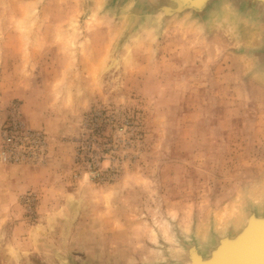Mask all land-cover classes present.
Returning <instances> with one entry per match:
<instances>
[{
  "label": "rangeland",
  "instance_id": "rangeland-1",
  "mask_svg": "<svg viewBox=\"0 0 264 264\" xmlns=\"http://www.w3.org/2000/svg\"><path fill=\"white\" fill-rule=\"evenodd\" d=\"M168 3L0 0V264H186L264 215V6L135 12Z\"/></svg>",
  "mask_w": 264,
  "mask_h": 264
},
{
  "label": "water",
  "instance_id": "water-1",
  "mask_svg": "<svg viewBox=\"0 0 264 264\" xmlns=\"http://www.w3.org/2000/svg\"><path fill=\"white\" fill-rule=\"evenodd\" d=\"M169 3L162 8L175 6L171 13H165L168 16L182 14L183 9L192 5L194 12H203L212 0H205L202 3H193L192 0H168ZM249 2H257L250 5L254 9H259L264 0H246ZM189 7V6H188ZM161 8V9H162ZM160 9V10H161ZM185 12H187L185 10ZM184 12V13H185ZM250 221L240 229L238 233L231 237H223L219 240L217 246L211 251L208 258L199 255L195 247L190 248L188 259L193 260V264H264V215H250Z\"/></svg>",
  "mask_w": 264,
  "mask_h": 264
},
{
  "label": "bare ground",
  "instance_id": "bare-ground-1",
  "mask_svg": "<svg viewBox=\"0 0 264 264\" xmlns=\"http://www.w3.org/2000/svg\"><path fill=\"white\" fill-rule=\"evenodd\" d=\"M150 1V0H149ZM158 1V0H157ZM193 1V3H202V2H205V0H192ZM206 2H207V0H206ZM205 2V3H206ZM151 3V2H150ZM243 3V2H242ZM212 4V3H211ZM140 5V4H139ZM149 5H151V4H149ZM188 6H186V8H184L183 9V12L182 13H184L185 12V10L186 11H189L191 14H192V12H194V7L192 6V5H194V4H192V5H190V4H187ZM236 5V4H235ZM159 7V6H158ZM205 7H207V3L205 4ZM151 8V7H150ZM149 7H148V5L146 4L145 5V7H143L142 9H141V11H139L138 9H136L135 10V12L137 13V16H138V13H142L143 14V16H144V21L145 20H148V21H150V22H152V23H154V24H158V20L160 19V17L162 16V12H163V14L164 13H171L173 10H174V8H175V6H173V7H170V8H167L166 10L164 9V8H162L161 10L160 9H156V11H155V9H153V8H151L150 9ZM226 9H231V10H233L234 8H233V6H231V5H228L227 7H226ZM264 9V8H263ZM150 10H152V11H150ZM160 10V11H159ZM214 10V9H213ZM254 12H255V10L254 9H252ZM218 11V10H217ZM231 12V11H230ZM257 12V11H256ZM195 13V12H194ZM214 13V12H213ZM235 13V12H234ZM233 13V14H234ZM238 13V12H237ZM152 14H155V16H157V18H155L154 16H152ZM175 14V13H174ZM247 14V13H246ZM161 15V16H160ZM178 15H179V13H178ZM186 15V13L184 14V16ZM245 15V14H244ZM249 15V14H248ZM167 16V15H166ZM190 16V15H189ZM254 16V15H253ZM252 16V17H253ZM172 17V16H171ZM186 17H188V16H186ZM185 17V18H186ZM193 17H194V15H193ZM192 17V18H193ZM236 17V16H235ZM234 17V18H235ZM182 18V17H181ZM258 18V17H257ZM180 19V18H179ZM184 19V18H183ZM182 19V20H183ZM244 19V18H243ZM181 20V21H182ZM185 20V19H184ZM193 20H197V19H193ZM144 21H143V23H144ZM166 21V20H165ZM199 22H200V20H198ZM247 21H249V20H247ZM160 22V21H159ZM168 22V21H167ZM174 22H175V20H174ZM178 22H180L179 20H178ZM258 22V21H257ZM139 23H142V21H139L137 24H139ZM257 24V23H256ZM255 24V25H256ZM264 26V25H263ZM262 41V40H261ZM258 48V47H257ZM254 51V50H253ZM252 51V52H253ZM260 199H261V197H259ZM255 201V200H254ZM248 202V201H247ZM249 203V202H248ZM250 205V204H249ZM246 208V207H245ZM255 208V207H254ZM261 217V216H260ZM222 219V218H221ZM225 221V220H224ZM250 221V219H249V216H248V218H246V220H245V225L248 223ZM244 225V226H245ZM221 226V225H220ZM243 226V227H244ZM231 229V228H230ZM226 230V229H225ZM234 230V229H233ZM233 233V232H232ZM206 235H207V232H206ZM217 235V234H216ZM218 236V235H217ZM202 237V236H201ZM200 237V238H201ZM188 240V239H187ZM203 242V241H202ZM187 243V242H186ZM190 243V242H189ZM194 243V242H193ZM174 244H175V242H174ZM178 245V244H177ZM185 245V244H184ZM217 245V244H216ZM205 247V246H204ZM209 247V246H208ZM187 248V247H186ZM197 248V247H196ZM215 248V247H214ZM208 249V248H207ZM177 250V249H176ZM205 250V249H204ZM209 250V249H208ZM183 254H184V252H182ZM199 253V255L201 256V257H203V258H208V257H210V256H206L205 254H203L202 252H198ZM186 254V253H185ZM184 256V255H183ZM186 256V255H185ZM168 257V256H167ZM185 258V257H184ZM175 259V258H174ZM185 260V259H184ZM183 262V261H182ZM177 263V262H176ZM186 264H193V260L191 259V258H189L188 260H187V262H186Z\"/></svg>",
  "mask_w": 264,
  "mask_h": 264
},
{
  "label": "built area",
  "instance_id": "built-area-1",
  "mask_svg": "<svg viewBox=\"0 0 264 264\" xmlns=\"http://www.w3.org/2000/svg\"><path fill=\"white\" fill-rule=\"evenodd\" d=\"M13 114H15V111ZM19 125H21L20 122H15V126L18 127V129H20L19 134L24 133V135H27L29 133V131L26 130L25 128H21V126H19ZM4 135H5V139H6L7 144H9V145L13 144L14 146H17V142H13L14 137L7 130L4 131ZM13 157H14L13 147H11V148L3 147L2 150L0 151V160L10 161L13 159Z\"/></svg>",
  "mask_w": 264,
  "mask_h": 264
},
{
  "label": "crops",
  "instance_id": "crops-1",
  "mask_svg": "<svg viewBox=\"0 0 264 264\" xmlns=\"http://www.w3.org/2000/svg\"><path fill=\"white\" fill-rule=\"evenodd\" d=\"M23 107L26 108V109H25V113H26V112L28 113V112H29V111H28V107H27V106H23ZM24 108H23V109H24Z\"/></svg>",
  "mask_w": 264,
  "mask_h": 264
}]
</instances>
